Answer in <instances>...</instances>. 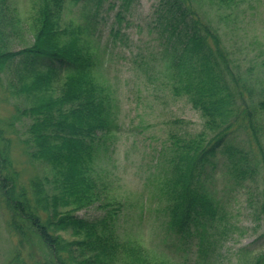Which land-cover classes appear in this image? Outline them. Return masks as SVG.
Wrapping results in <instances>:
<instances>
[{
  "label": "trees",
  "instance_id": "16d2710c",
  "mask_svg": "<svg viewBox=\"0 0 264 264\" xmlns=\"http://www.w3.org/2000/svg\"><path fill=\"white\" fill-rule=\"evenodd\" d=\"M105 1L26 0L25 13L16 0H0V102L13 108L9 126L28 120L23 152L50 172L19 181L0 118V200L17 240L8 264H220L214 249L230 231L224 198L244 192L264 222V62L237 64L223 39L222 21L236 30L244 17L239 3L158 0L152 64L141 54L131 60L151 84L185 98L202 121L194 132L183 120L166 123L152 177L168 220L158 222V240L146 242L122 238L125 202L94 166L114 127V91L99 60ZM117 1L105 11L117 6L119 23L135 0ZM21 33L27 44L11 50L9 37ZM217 177L230 186L221 198L211 187ZM90 206L100 213L78 216ZM237 255L240 264H264V248L241 247Z\"/></svg>",
  "mask_w": 264,
  "mask_h": 264
},
{
  "label": "rangeland",
  "instance_id": "374dc122",
  "mask_svg": "<svg viewBox=\"0 0 264 264\" xmlns=\"http://www.w3.org/2000/svg\"><path fill=\"white\" fill-rule=\"evenodd\" d=\"M156 1L135 0L129 10L122 13L119 23L114 16L117 6L105 11L114 0L105 1L102 11L106 19L100 24L102 40L98 43L100 60L104 64L103 74L114 91L111 115L114 127L112 134L102 139L94 166L111 183L112 191L125 202L126 211L120 224L122 238L128 236L146 242H156L160 236L158 221L168 220L166 213L161 211L165 203L154 188L152 177L158 151L167 141L169 125L166 123L176 119L186 121L189 131H199L202 124L199 114L185 98L173 97L166 89L154 86L144 77V67L139 70L132 64L131 60L137 54L145 55L146 61L152 64V57L147 55L150 51L154 55L156 45L155 33L151 29ZM16 2L18 10L27 13L28 2ZM236 3H239L238 9L244 17L236 30L231 28V22L222 21L224 42L237 64H260L264 62V0H236ZM5 5L10 6V2ZM4 14L6 18L8 15ZM113 30H117V37L113 36ZM27 42L28 38L23 33L14 34L9 37L7 45L17 51ZM2 98L4 96L0 94ZM12 109L7 100L0 102V118L7 120L2 124L3 137L11 140L10 158L19 173V181L27 184L35 175H50V172L27 159L22 140L28 120L15 121L13 126H9ZM216 180L211 187L219 197L223 189L228 190L230 186L225 179ZM246 199L242 191H234L223 199L227 202V226L230 231L217 241L214 249L220 264H240L237 253L241 247L264 248V239H257L255 245L250 246L264 231V222L261 216L251 211ZM99 213L95 206H90L77 214L91 217ZM6 222V209L0 200V264H8L17 249L16 237L9 231ZM191 248L193 252L195 246ZM24 249L21 252L23 255L30 247Z\"/></svg>",
  "mask_w": 264,
  "mask_h": 264
}]
</instances>
